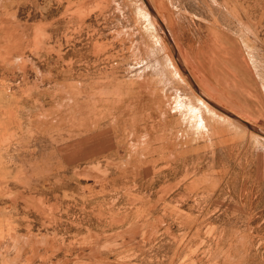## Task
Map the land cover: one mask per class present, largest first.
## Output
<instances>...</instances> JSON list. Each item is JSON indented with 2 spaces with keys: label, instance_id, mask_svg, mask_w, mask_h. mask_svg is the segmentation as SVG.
Listing matches in <instances>:
<instances>
[{
  "label": "rangeland",
  "instance_id": "374dc122",
  "mask_svg": "<svg viewBox=\"0 0 264 264\" xmlns=\"http://www.w3.org/2000/svg\"><path fill=\"white\" fill-rule=\"evenodd\" d=\"M0 264H264V0H0Z\"/></svg>",
  "mask_w": 264,
  "mask_h": 264
},
{
  "label": "water",
  "instance_id": "95a60500",
  "mask_svg": "<svg viewBox=\"0 0 264 264\" xmlns=\"http://www.w3.org/2000/svg\"><path fill=\"white\" fill-rule=\"evenodd\" d=\"M147 4H148V3H147ZM148 7H149V5H148ZM149 8H150L152 14H154V16H156L155 13L153 12V10L151 9V7H149ZM155 18H157V17H155ZM157 20H158V19H157ZM158 22H159V24H160V26H161V29H162L163 32L165 33L168 42L172 45V49H173V51H174V54H175V58H176V60L178 61V63H179V65H180L181 69L184 71V69H183L181 63L179 62L178 54H177V52H176V50H175V48H174V46H173V41H172V39H171V36H170L169 32L167 31V29H165V27L163 26V24H162L159 20H158ZM185 73L187 74L186 71H185ZM191 82H192V81H191ZM192 84H193L194 88L197 89L196 85H195L193 82H192ZM198 91H199V90H198ZM203 98H204V100H206L207 102H209L211 105H213L215 108H217V109L220 110L221 112L225 113L226 115L230 116L231 118H234L235 120L240 121L241 123L245 124L247 127L252 128V126H251L248 122L242 120V119H241L240 117H238L236 114H233V113L229 112L228 110L224 109L223 107H221V106H219V105L213 103L212 101L208 100L205 96H203Z\"/></svg>",
  "mask_w": 264,
  "mask_h": 264
},
{
  "label": "bare ground",
  "instance_id": "6f19581e",
  "mask_svg": "<svg viewBox=\"0 0 264 264\" xmlns=\"http://www.w3.org/2000/svg\"><path fill=\"white\" fill-rule=\"evenodd\" d=\"M148 3H149V2H148ZM156 16H157V15H156ZM153 19H156V18L153 17ZM156 20H157V19H156ZM158 20H159V19H158ZM154 21H155V20H154ZM155 24H156V21H155ZM156 26H158V28L161 30L160 25H157V24H156ZM242 125H243V124H242Z\"/></svg>",
  "mask_w": 264,
  "mask_h": 264
},
{
  "label": "crops",
  "instance_id": "0c3cea01",
  "mask_svg": "<svg viewBox=\"0 0 264 264\" xmlns=\"http://www.w3.org/2000/svg\"><path fill=\"white\" fill-rule=\"evenodd\" d=\"M221 107H223V106H221ZM224 108V107H223ZM237 115V114H236ZM238 116V115H237ZM238 117H240V116H238Z\"/></svg>",
  "mask_w": 264,
  "mask_h": 264
}]
</instances>
